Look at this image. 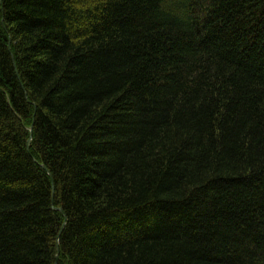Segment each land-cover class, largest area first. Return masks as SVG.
Returning a JSON list of instances; mask_svg holds the SVG:
<instances>
[{
    "label": "trees",
    "instance_id": "obj_1",
    "mask_svg": "<svg viewBox=\"0 0 264 264\" xmlns=\"http://www.w3.org/2000/svg\"><path fill=\"white\" fill-rule=\"evenodd\" d=\"M0 264H264V0H0Z\"/></svg>",
    "mask_w": 264,
    "mask_h": 264
},
{
    "label": "water",
    "instance_id": "obj_2",
    "mask_svg": "<svg viewBox=\"0 0 264 264\" xmlns=\"http://www.w3.org/2000/svg\"><path fill=\"white\" fill-rule=\"evenodd\" d=\"M29 143H30V139H28V141H27V145L29 146ZM54 197V187H52V198ZM60 211H61V209H60Z\"/></svg>",
    "mask_w": 264,
    "mask_h": 264
}]
</instances>
